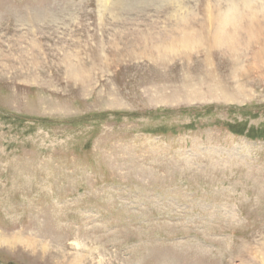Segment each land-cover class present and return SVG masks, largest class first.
<instances>
[{
	"label": "rangeland",
	"instance_id": "obj_1",
	"mask_svg": "<svg viewBox=\"0 0 264 264\" xmlns=\"http://www.w3.org/2000/svg\"><path fill=\"white\" fill-rule=\"evenodd\" d=\"M251 1L0 0V264H264Z\"/></svg>",
	"mask_w": 264,
	"mask_h": 264
},
{
	"label": "bare ground",
	"instance_id": "obj_2",
	"mask_svg": "<svg viewBox=\"0 0 264 264\" xmlns=\"http://www.w3.org/2000/svg\"><path fill=\"white\" fill-rule=\"evenodd\" d=\"M240 1V0H239ZM253 1V0H252ZM251 1V2H252ZM246 2V1H245ZM240 4H242L241 2H240ZM237 12V11H236ZM264 12V11H263ZM228 20L230 21L231 19L228 17ZM235 20V19H234ZM234 20H232V22H234ZM225 22V21H224ZM226 26V25H225ZM222 27V26H221ZM231 31V30H230ZM229 31V32H230ZM233 31V30H232ZM236 31V30H235ZM216 34L218 35V33L216 32ZM221 34V33H220ZM223 34V33H222ZM230 34V33H229ZM224 36V35H223ZM226 36V35H225ZM227 36H228V34H227ZM231 37H234V36H231ZM221 39V38H220ZM231 39V38H230ZM221 43V42H220ZM225 43V42H224Z\"/></svg>",
	"mask_w": 264,
	"mask_h": 264
}]
</instances>
